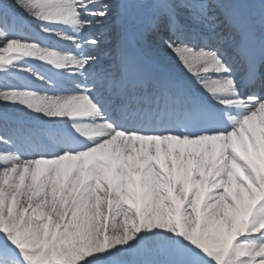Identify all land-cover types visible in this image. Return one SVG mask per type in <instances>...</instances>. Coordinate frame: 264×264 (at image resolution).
Here are the masks:
<instances>
[{
    "label": "snow or ice",
    "instance_id": "obj_1",
    "mask_svg": "<svg viewBox=\"0 0 264 264\" xmlns=\"http://www.w3.org/2000/svg\"><path fill=\"white\" fill-rule=\"evenodd\" d=\"M0 264H264V0H0Z\"/></svg>",
    "mask_w": 264,
    "mask_h": 264
},
{
    "label": "bare ground",
    "instance_id": "obj_2",
    "mask_svg": "<svg viewBox=\"0 0 264 264\" xmlns=\"http://www.w3.org/2000/svg\"><path fill=\"white\" fill-rule=\"evenodd\" d=\"M99 32H100V28L98 27V25H96V26L92 27L91 29H89L88 32L85 33V36L88 37V38H92V37H99L100 38L101 35L100 36H96ZM66 46L71 48V45L66 44ZM58 47H60V46L57 44V48ZM111 47H112V45H111ZM86 51L94 52V53L99 52V50L92 49V48H86ZM133 259H139V258L134 257Z\"/></svg>",
    "mask_w": 264,
    "mask_h": 264
},
{
    "label": "rangeland",
    "instance_id": "obj_3",
    "mask_svg": "<svg viewBox=\"0 0 264 264\" xmlns=\"http://www.w3.org/2000/svg\"><path fill=\"white\" fill-rule=\"evenodd\" d=\"M113 21H109L107 23H103V24H99L98 27L100 28V32L96 35V36H100V38L103 39L104 36H108L110 35V32L112 31V29H110L108 32L104 29L105 26H109V25H112Z\"/></svg>",
    "mask_w": 264,
    "mask_h": 264
}]
</instances>
